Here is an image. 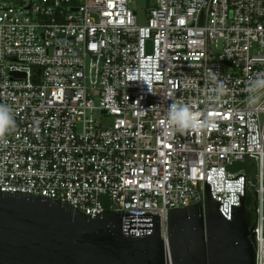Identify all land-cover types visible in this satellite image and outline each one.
<instances>
[{
  "label": "built area",
  "instance_id": "1",
  "mask_svg": "<svg viewBox=\"0 0 264 264\" xmlns=\"http://www.w3.org/2000/svg\"><path fill=\"white\" fill-rule=\"evenodd\" d=\"M135 1L0 0V103L16 121L0 192L90 217L156 215L166 240L168 213H205V183L226 220L244 185L264 264V104L246 90L264 71V0H146L143 25ZM209 69L227 89L215 102ZM164 96L210 123L177 130Z\"/></svg>",
  "mask_w": 264,
  "mask_h": 264
},
{
  "label": "water",
  "instance_id": "2",
  "mask_svg": "<svg viewBox=\"0 0 264 264\" xmlns=\"http://www.w3.org/2000/svg\"><path fill=\"white\" fill-rule=\"evenodd\" d=\"M244 192L226 220L205 183V213L198 204L168 213L166 240L156 215L90 217L57 200L0 192V264H255Z\"/></svg>",
  "mask_w": 264,
  "mask_h": 264
},
{
  "label": "clouds",
  "instance_id": "3",
  "mask_svg": "<svg viewBox=\"0 0 264 264\" xmlns=\"http://www.w3.org/2000/svg\"><path fill=\"white\" fill-rule=\"evenodd\" d=\"M209 79L215 85L212 89L213 95L209 99L215 102L226 93L227 89L223 82L219 80L218 72L209 69ZM246 90L249 94L248 102L251 106L264 104V71L258 72L248 79ZM163 98L172 101L166 108L167 122L177 130L183 132L187 129L206 127L210 123L207 118L198 123L196 114L188 104L167 96ZM15 130L16 121L13 108L0 103V144L6 143V136L12 134Z\"/></svg>",
  "mask_w": 264,
  "mask_h": 264
},
{
  "label": "trees",
  "instance_id": "4",
  "mask_svg": "<svg viewBox=\"0 0 264 264\" xmlns=\"http://www.w3.org/2000/svg\"><path fill=\"white\" fill-rule=\"evenodd\" d=\"M238 167L240 169L246 170L247 174L252 179L254 178L255 171L252 168V165L248 166V162H244V163L238 164ZM255 207H256V201H255L254 191L252 190V191H249L246 194V197H245V210H246V213L248 215H250L251 217L254 216V219L256 220L255 212H254L255 211Z\"/></svg>",
  "mask_w": 264,
  "mask_h": 264
},
{
  "label": "rangeland",
  "instance_id": "5",
  "mask_svg": "<svg viewBox=\"0 0 264 264\" xmlns=\"http://www.w3.org/2000/svg\"><path fill=\"white\" fill-rule=\"evenodd\" d=\"M146 0H136L132 6V10L137 14V24L143 25L145 23Z\"/></svg>",
  "mask_w": 264,
  "mask_h": 264
},
{
  "label": "flooded vegetation",
  "instance_id": "6",
  "mask_svg": "<svg viewBox=\"0 0 264 264\" xmlns=\"http://www.w3.org/2000/svg\"><path fill=\"white\" fill-rule=\"evenodd\" d=\"M251 220H252V225H253V224H254V222H255L254 216H253V217H251Z\"/></svg>",
  "mask_w": 264,
  "mask_h": 264
}]
</instances>
